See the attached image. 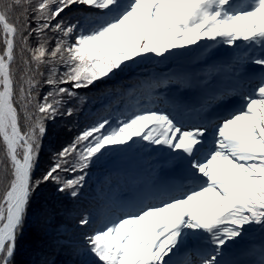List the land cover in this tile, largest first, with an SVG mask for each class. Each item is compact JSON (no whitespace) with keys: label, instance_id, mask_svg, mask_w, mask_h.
I'll list each match as a JSON object with an SVG mask.
<instances>
[{"label":"snow or ice","instance_id":"snow-or-ice-1","mask_svg":"<svg viewBox=\"0 0 264 264\" xmlns=\"http://www.w3.org/2000/svg\"><path fill=\"white\" fill-rule=\"evenodd\" d=\"M30 224L34 264H264V0H0V264Z\"/></svg>","mask_w":264,"mask_h":264},{"label":"trees","instance_id":"trees-1","mask_svg":"<svg viewBox=\"0 0 264 264\" xmlns=\"http://www.w3.org/2000/svg\"><path fill=\"white\" fill-rule=\"evenodd\" d=\"M160 70L166 71L167 69L164 66H161ZM107 103V99L100 97L94 104L91 105V107L95 110L107 105ZM104 189V177L100 174L93 175L89 185L85 189V195L80 204L83 206H90L94 200H96V198L101 195V192ZM72 206L73 205L71 201H65L63 205H58L57 210L61 213L58 219H64L67 223V218L63 216V210L64 208H71ZM42 240V234L38 231L37 226L35 224L28 225L27 231L24 234V239L21 241V247L18 256L19 264H34V261L37 257L33 249L40 245Z\"/></svg>","mask_w":264,"mask_h":264},{"label":"rangeland","instance_id":"rangeland-1","mask_svg":"<svg viewBox=\"0 0 264 264\" xmlns=\"http://www.w3.org/2000/svg\"><path fill=\"white\" fill-rule=\"evenodd\" d=\"M130 163L135 164V163H140V162H138V161H133V162H130ZM125 166H128V165H125Z\"/></svg>","mask_w":264,"mask_h":264}]
</instances>
